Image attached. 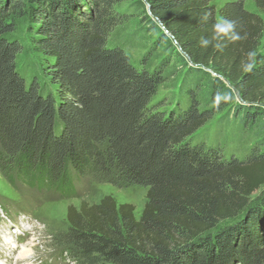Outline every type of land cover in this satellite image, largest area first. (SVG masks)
I'll return each instance as SVG.
<instances>
[{"label": "trees", "instance_id": "trees-1", "mask_svg": "<svg viewBox=\"0 0 264 264\" xmlns=\"http://www.w3.org/2000/svg\"><path fill=\"white\" fill-rule=\"evenodd\" d=\"M126 1L0 0V171L60 199L75 197L82 178L148 188L140 218L111 195L69 206L53 241L72 264H264V192L253 198L264 191V149L227 158L194 138L225 107L244 123L264 110L263 18L229 1L220 20L239 39L214 40L213 0H143L185 63L188 102L167 110L157 97L168 63L136 65L108 45L129 18L118 9ZM26 17L41 65L31 77L18 63L29 47L13 37Z\"/></svg>", "mask_w": 264, "mask_h": 264}, {"label": "rangeland", "instance_id": "rangeland-1", "mask_svg": "<svg viewBox=\"0 0 264 264\" xmlns=\"http://www.w3.org/2000/svg\"><path fill=\"white\" fill-rule=\"evenodd\" d=\"M229 1L237 0L212 1L219 20L220 9ZM241 1L247 10L259 14L264 20V12L257 8L253 0ZM118 9L126 11L129 18L113 30L108 45L123 48L136 65H141L144 60L149 68L157 67L162 62L168 63L165 66L167 81L160 86L157 99L164 104L162 109L169 110L177 102L186 105L188 98L182 92L185 63L174 54L167 42L162 41V26L148 19V9L143 5V0H127ZM13 37L25 49L31 45L27 17L19 18ZM18 63L28 77L34 76L41 66L34 61L30 47L24 51ZM209 85L204 79L198 92L204 107L210 103ZM231 111L232 107L228 106L216 112L194 135L196 143L221 147L227 158H243L254 146L264 149V110H260L255 120L246 123L233 116ZM76 187L75 197L60 199L53 190L40 191L20 182L12 185L0 171V264H72L59 257L58 247L53 241L57 232L69 227V206L79 207L82 202L98 203L103 197L111 195L118 204L135 205V215L140 218L147 202L148 188L143 186H116L82 178L76 182ZM263 192H256L253 198H260Z\"/></svg>", "mask_w": 264, "mask_h": 264}, {"label": "clouds", "instance_id": "clouds-1", "mask_svg": "<svg viewBox=\"0 0 264 264\" xmlns=\"http://www.w3.org/2000/svg\"><path fill=\"white\" fill-rule=\"evenodd\" d=\"M204 19H207V16L204 17ZM234 29V22L229 21V20H220L216 22L213 25V30H214V40H220L224 37H228L229 39H239V36L233 32ZM212 41L206 38H201V45L203 47H207ZM217 47H220V44L216 45Z\"/></svg>", "mask_w": 264, "mask_h": 264}, {"label": "water", "instance_id": "water-1", "mask_svg": "<svg viewBox=\"0 0 264 264\" xmlns=\"http://www.w3.org/2000/svg\"><path fill=\"white\" fill-rule=\"evenodd\" d=\"M148 11H150V9H149V7H148ZM161 26H162V24H160ZM163 28H164V26H162ZM227 83L230 85V82L229 81H227ZM237 96H238V98H240V96H239V94L237 93Z\"/></svg>", "mask_w": 264, "mask_h": 264}]
</instances>
